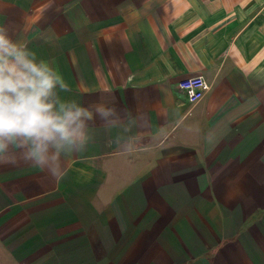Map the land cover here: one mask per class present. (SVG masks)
<instances>
[{
	"label": "crops",
	"instance_id": "crops-1",
	"mask_svg": "<svg viewBox=\"0 0 264 264\" xmlns=\"http://www.w3.org/2000/svg\"><path fill=\"white\" fill-rule=\"evenodd\" d=\"M0 24L63 96L135 118L58 183L0 165V264H264V0H0ZM137 134L147 150L113 143Z\"/></svg>",
	"mask_w": 264,
	"mask_h": 264
},
{
	"label": "clouds",
	"instance_id": "clouds-1",
	"mask_svg": "<svg viewBox=\"0 0 264 264\" xmlns=\"http://www.w3.org/2000/svg\"><path fill=\"white\" fill-rule=\"evenodd\" d=\"M54 63L0 24V165L29 164L58 183L67 174L66 159L87 151L97 127L129 132L135 118L118 109L115 97L84 104L63 96L71 89ZM113 143L124 155L147 150L138 134L118 135Z\"/></svg>",
	"mask_w": 264,
	"mask_h": 264
},
{
	"label": "built area",
	"instance_id": "built-area-1",
	"mask_svg": "<svg viewBox=\"0 0 264 264\" xmlns=\"http://www.w3.org/2000/svg\"><path fill=\"white\" fill-rule=\"evenodd\" d=\"M178 87L185 92L189 102H195L203 97L209 84L202 75L197 74L179 80Z\"/></svg>",
	"mask_w": 264,
	"mask_h": 264
}]
</instances>
